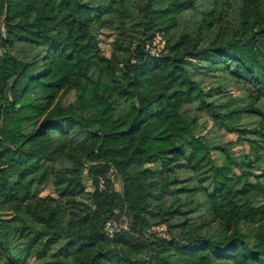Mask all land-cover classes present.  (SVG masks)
<instances>
[{
    "label": "trees",
    "instance_id": "trees-1",
    "mask_svg": "<svg viewBox=\"0 0 264 264\" xmlns=\"http://www.w3.org/2000/svg\"><path fill=\"white\" fill-rule=\"evenodd\" d=\"M40 1L56 16L47 26L26 11ZM127 1L0 0V100L6 101L0 129L10 135H0V161L8 158L0 164V264H264V105L235 106L222 86L204 84L218 66L264 88V46L242 58L215 39L201 47L205 56L151 53L148 38L130 41L129 25H172L190 9L197 29L213 33L221 0H144L136 11ZM249 4L236 25L240 35L256 40L264 33V17L255 28L264 2ZM82 10L87 16L78 14ZM63 22L92 29L67 35ZM113 23L116 46L106 55L97 33ZM124 47L128 52L120 57ZM54 60L57 73L48 77ZM36 80L41 87L32 88ZM71 90L73 100L63 102L61 94ZM27 92L31 97L18 114L17 101ZM201 112L210 124L200 134ZM221 128L234 137L219 139ZM73 143L89 147L81 152ZM234 145L246 148L233 151ZM215 151L225 163H215ZM203 171H220L226 179L199 178ZM47 182L57 196L39 194ZM79 194L83 208L72 206L83 213L68 211L60 198L75 203ZM122 215L127 226L108 233L106 221ZM32 218L53 227L49 245L35 244ZM159 223L169 237L147 231ZM59 238L70 245L62 250Z\"/></svg>",
    "mask_w": 264,
    "mask_h": 264
},
{
    "label": "rangeland",
    "instance_id": "rangeland-1",
    "mask_svg": "<svg viewBox=\"0 0 264 264\" xmlns=\"http://www.w3.org/2000/svg\"><path fill=\"white\" fill-rule=\"evenodd\" d=\"M89 1L91 3L99 2L100 0H83ZM144 0H128L126 6H129L131 10L136 11L138 7L142 6ZM206 4L210 3V0H204ZM250 0H221L218 6V20H216V25L213 27V33L205 32V30L201 31L197 29V22L194 16L191 15V11H183L176 15L175 21H173L172 25H157L156 28H151L149 30L144 29V25L140 22L138 23L135 21L133 25H129L132 28L133 37L130 38V41L133 42L134 38L140 37L141 39H147L146 48L151 53H160L161 50L164 52L168 49H171L177 55H185V57H191L189 55H198V56H205L207 55L205 52H202L201 47L207 44L211 39H215L219 44L224 45L225 51L229 54H232L236 57L242 58L245 55H250L254 53H258L260 48L264 46V33H258L255 35V39L253 40L248 37L247 33H242L241 35L237 29V20L238 16L249 8ZM264 2V0H263ZM264 8V7H263ZM27 14L30 17L37 19L43 26H47L48 24L54 22L56 20V16L52 12V6L48 3L38 2L35 5H28L26 8ZM190 12V13H189ZM80 16H87L88 12L82 10L78 13ZM117 17V14H114ZM264 12L258 17V22L255 24V28L258 26L259 21L263 19ZM131 24V23H130ZM0 26L2 31H4L3 26V17L0 15ZM61 26L67 35L71 34H81L82 36L86 35L92 29V26L88 23L86 26H75L69 22L61 23ZM118 30L115 27V24L102 26L99 28L97 36L99 40V44L101 46L102 51L106 55H110L114 47L116 46L115 39L118 36ZM150 36V37H149ZM129 42V41H128ZM172 45V47H170ZM133 46V45H132ZM1 51V49H0ZM128 52L127 49L124 47L120 50V57ZM188 52V53H187ZM188 54V55H187ZM216 58V57H215ZM57 60H54V65L48 77L54 76L57 73L58 67L56 65ZM231 69L233 68L235 72L245 74L244 70L240 67L230 66ZM229 67V70H230ZM76 78L82 80L86 77V73L83 69V66L79 64L76 68ZM204 81V80H203ZM41 80H36L31 82L32 88L41 87ZM204 84H219L223 87L226 92V97H230L229 99L235 106H244L247 105L249 102L254 101L256 104H263L264 105V88L261 85H257L254 82L249 80H243L241 78H236L231 76L224 68L216 66L213 70H211L210 74L206 77ZM31 97V93H25L18 101H17V108L16 113L21 114L24 112V104L25 102ZM61 100L63 102L72 101L74 98V91L71 90L69 92H64L61 94ZM5 100H0V104L5 103ZM243 117L240 118L242 120ZM236 120V119H235ZM210 124L209 115L205 112H201V117L199 119L198 125V132L200 133L204 128H207ZM201 134V133H200ZM219 136L218 138L221 140H227L229 138H233L234 134L228 132L227 129L221 128L218 130ZM0 135L4 136L5 138H9L10 135L5 128L0 129ZM43 140L34 141V144L42 143ZM202 140L198 143L199 150H203L204 145L201 143ZM72 147L76 148L77 150L83 152L89 147V143H73L71 144ZM244 145H234L232 148L233 151L241 150ZM246 148V147H245ZM236 158V157H235ZM8 158L5 156L1 158L0 164L5 166L7 163ZM226 159L224 155L220 152L215 151V163L222 164L225 163ZM261 165L264 166V159L261 161ZM234 167V166H233ZM85 173V172H84ZM239 170L235 168L231 174H233L232 178H235L234 175H237ZM114 177V181L117 186L121 187V182L117 176L112 174ZM212 176L216 183L223 182L226 177L220 171L215 172H208L203 171L201 172L198 177L199 178H207ZM254 178L253 180H256ZM261 180H264V177H260ZM233 182L237 185L241 184L242 180H236ZM89 186L90 182L87 180L86 182ZM40 195H52L57 196V190L55 185L52 182H47L39 187ZM260 194L264 197V189L260 190ZM81 194L78 195L75 203L69 201L71 198L62 197L60 200L64 206H67L68 211H74L81 213L82 210L72 205H79L83 208V204H78L82 200ZM68 199V201H66ZM88 201V199H85ZM215 203H218L217 198L215 197ZM83 213V212H82ZM81 213V214H82ZM75 216V215H72ZM69 216V217H72ZM29 223L37 229V237L35 240V244L38 247H44L49 245L48 240V232H50L53 227L49 222L45 219H36L32 218ZM128 224V219L125 215H122V219H109L106 221L105 229L108 233L112 232L113 230H117L119 227L124 226L126 227ZM165 223H159L151 225L147 231H156L161 236L169 237L168 232L166 230ZM186 236L184 234L181 237ZM68 245H70V241L65 240L63 238L58 239L57 246L64 250Z\"/></svg>",
    "mask_w": 264,
    "mask_h": 264
}]
</instances>
